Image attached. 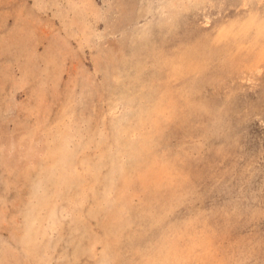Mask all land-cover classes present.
Listing matches in <instances>:
<instances>
[{"label":"rangeland","instance_id":"374dc122","mask_svg":"<svg viewBox=\"0 0 264 264\" xmlns=\"http://www.w3.org/2000/svg\"><path fill=\"white\" fill-rule=\"evenodd\" d=\"M0 264H264V0H0Z\"/></svg>","mask_w":264,"mask_h":264}]
</instances>
